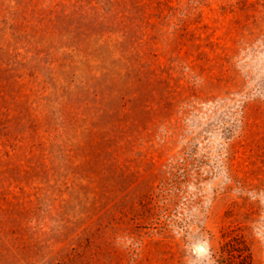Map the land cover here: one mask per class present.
Listing matches in <instances>:
<instances>
[{"label":"rangeland","instance_id":"obj_1","mask_svg":"<svg viewBox=\"0 0 264 264\" xmlns=\"http://www.w3.org/2000/svg\"><path fill=\"white\" fill-rule=\"evenodd\" d=\"M0 264H264V0H0Z\"/></svg>","mask_w":264,"mask_h":264},{"label":"water","instance_id":"obj_2","mask_svg":"<svg viewBox=\"0 0 264 264\" xmlns=\"http://www.w3.org/2000/svg\"><path fill=\"white\" fill-rule=\"evenodd\" d=\"M199 251H202V252L205 251V246L204 245H200L199 246Z\"/></svg>","mask_w":264,"mask_h":264}]
</instances>
